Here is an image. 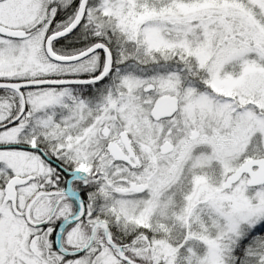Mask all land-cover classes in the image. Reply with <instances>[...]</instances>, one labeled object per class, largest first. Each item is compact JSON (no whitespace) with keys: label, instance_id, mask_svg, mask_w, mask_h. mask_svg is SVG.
<instances>
[{"label":"snow or ice","instance_id":"snow-or-ice-1","mask_svg":"<svg viewBox=\"0 0 264 264\" xmlns=\"http://www.w3.org/2000/svg\"><path fill=\"white\" fill-rule=\"evenodd\" d=\"M0 264H264V0H0Z\"/></svg>","mask_w":264,"mask_h":264}]
</instances>
